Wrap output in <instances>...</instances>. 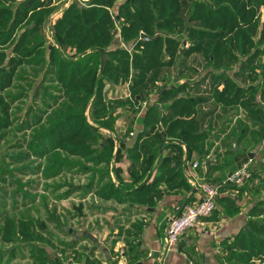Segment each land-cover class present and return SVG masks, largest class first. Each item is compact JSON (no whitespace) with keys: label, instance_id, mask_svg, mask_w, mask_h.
<instances>
[{"label":"trees","instance_id":"1","mask_svg":"<svg viewBox=\"0 0 264 264\" xmlns=\"http://www.w3.org/2000/svg\"><path fill=\"white\" fill-rule=\"evenodd\" d=\"M83 1H88L87 5L73 2L54 25L56 42L64 51H71L69 55L56 50L41 29L54 10L47 8L51 3L27 0L13 10L0 8V47L13 48L11 57L5 50H0V134L11 128L9 111L10 105L13 106L12 102L6 103L2 94L13 86L20 65L50 66L65 93V103L59 105L56 102L57 107H49L55 111L32 141V147L39 150L36 155L49 158V165L53 166H49L46 179L60 176L67 168L81 166L72 163L69 157L86 159L88 164L103 168L101 171L85 170L86 174L98 173L93 179L103 182L108 178L114 145L111 140H101L99 128L112 129L114 119L109 114L115 108L105 101L104 87L106 83H130L131 101L122 103V107L145 99L148 84L153 82L148 79L150 74L164 66H172L182 44L169 33L181 26L184 6L189 8L188 19L192 24L183 40L188 42V39L191 47L184 53L205 55L209 62L208 66L201 65L206 75L199 82H208V85L170 87L163 94L158 93V104L165 105L163 108L152 105L147 111L143 120L146 134H151L159 123L165 124L171 136L192 146L191 142L201 139L198 134L208 115L217 113L220 108L225 113L229 107L241 105L259 127L260 133H254V136L258 143L262 142L264 0H126L117 6L116 17L121 26V38L132 46L131 51L121 49L115 43V27L109 9L119 0ZM31 13L35 25L16 35L19 25ZM165 33L167 37H163ZM143 35L155 40L146 41ZM164 53L168 54V62L161 59ZM182 93L183 96H179ZM242 100L246 101L241 103ZM87 112L95 126L88 121ZM60 151L67 154V158ZM110 187L114 188V185ZM111 188L105 184L100 195H113L115 191ZM251 217L249 229L227 245V256L219 261L220 264H251L264 260V200L253 208ZM25 227L24 224L19 227L22 236L31 238L24 231ZM16 230L15 222L8 223L5 233L13 236ZM4 240L11 242L13 239ZM35 248L41 255L36 259L37 264H62L45 249ZM10 253L13 256L14 251ZM0 264H3L2 258Z\"/></svg>","mask_w":264,"mask_h":264},{"label":"crops","instance_id":"2","mask_svg":"<svg viewBox=\"0 0 264 264\" xmlns=\"http://www.w3.org/2000/svg\"><path fill=\"white\" fill-rule=\"evenodd\" d=\"M25 1L0 0V8L10 7L13 10V6L14 9L19 8ZM38 1L51 3L47 8L57 11L47 19L44 34L52 46L64 54L65 51L56 42L54 25L73 2L84 3L81 0ZM31 15L19 25L16 35L24 32L29 20L35 19ZM34 25L32 22L31 26ZM6 48L4 50L11 57L13 48ZM29 66L36 68L34 79L25 76ZM49 67L20 65L13 86L8 89L20 91L16 97L9 95V102L15 106L16 101H26L29 96L24 91L26 87H32L34 103L47 94L50 101H61L64 98L62 88L59 90L61 85L54 69ZM199 72L196 69V76ZM16 83L21 85L17 88ZM170 87L161 85L157 88L158 93L163 94ZM128 92L132 93L130 83H106L103 96L105 101L120 97L127 102L131 99L127 98ZM158 99L152 97L125 107L119 102L120 105L116 106L118 110L109 114L114 119L112 129L98 127L101 140H111L114 145L109 176L103 182L98 179L99 185L95 188L89 186L78 198V206L72 204L73 209L75 206L80 208L79 214L68 208L70 211L66 219L69 222L64 231H71L74 245L69 252L76 251V256L73 255L66 263L60 259L62 264H189L190 261L220 264L223 255L227 256V245L249 229L253 208L264 200V158L260 157L264 152V135L261 143L254 136V133H260L259 127L252 122L247 110L239 105L229 107L225 113L219 110L208 115L198 134L202 140L191 142L192 146L171 136L165 124L159 123L151 134H146L143 120L147 111L152 105L159 108L165 105L158 104ZM258 101H261L260 97ZM260 103L264 107V102ZM110 104L115 107V103ZM133 109H136L134 113ZM86 115L90 124L94 125L90 113ZM203 130L207 131L204 133ZM135 149V153L131 152ZM195 164L199 166L194 168ZM244 164H249L253 172L255 168L263 173L257 172L256 179L244 187H228L219 197L213 216L204 221L203 228L188 232L177 247L162 258L167 223L171 218L180 216L198 193L192 184L200 181L219 183ZM105 184L109 188L114 185L111 188L115 191L113 195H100L99 190ZM55 200L67 204L69 200H75L74 193H65ZM58 230L56 227L55 231Z\"/></svg>","mask_w":264,"mask_h":264},{"label":"rangeland","instance_id":"3","mask_svg":"<svg viewBox=\"0 0 264 264\" xmlns=\"http://www.w3.org/2000/svg\"><path fill=\"white\" fill-rule=\"evenodd\" d=\"M125 1L126 0H119L118 3L116 2L117 5L115 7L109 9L111 17L112 14L117 15L119 13L117 6ZM82 2L84 5H87L86 3L88 1L82 0ZM1 6L2 5H0V7ZM14 7L15 6H13V9ZM52 13L57 14L56 9H54ZM188 15L189 8L184 6L180 19L181 26H177L173 30V33H169L171 38L180 39L182 44L177 49V55L175 56L172 66H164L160 68L158 72L156 71L150 74L151 76L148 79L153 82L148 84L149 90L143 102L152 97L157 98V88L161 85H170L175 88L182 85H187L188 88L189 86L196 87L198 85V87H205L208 85V82L201 84L199 82L202 77L206 75V70L204 66L201 65L208 66L207 64L209 62L205 55H186L184 53V50L188 51L189 47H191L188 39V42L183 41L187 38L186 34L188 27L192 26L189 22ZM33 21L32 19L29 20L24 26V29L30 27ZM46 24L41 25L43 32L47 31ZM157 36H160V34H157ZM163 37H167V33H165ZM115 43L121 49L130 50L132 48V46L122 42L119 38L115 40ZM6 49L9 50L11 48L7 47ZM0 50H4V48L0 47ZM64 53L69 55L71 51H65ZM161 59L163 62H168V54L164 53ZM38 69H40V67ZM196 69L200 71L197 76L195 74ZM26 70L27 73H25V76L34 79L36 68L29 66L26 67ZM19 85L21 84H15L16 87ZM24 85L27 86L26 83H24ZM61 88L62 87H60L59 90H61ZM6 91L2 95L6 103H10L9 95L15 96L20 90L11 89L8 90V92ZM24 91L29 93L28 99L22 102L16 101L15 106L10 105L11 128H8L0 134V166L3 165L2 169H0V258H2L3 264L8 262L9 264H37L38 260L36 259L41 255L35 247L39 246L45 249L46 253L52 258L57 257L58 260L61 259V261L66 263L73 258V255L76 256V251L69 252L71 246L74 245L73 238H71V231H64V227H66L67 222H69V220L66 219L68 217V211H70L68 208H72L75 213H80V208L75 206L73 209L72 204L78 206L80 201L78 198L82 197L89 186L95 188L98 181V179H93L95 175L97 177V172L95 175H92L86 174L85 170L96 169L97 171H101L103 168L88 164L86 159L80 160L69 157L72 163L80 164L81 166L73 169L67 168L60 176L53 179H46V175L49 173V166H53L49 165V158L45 159L36 155L39 150L32 147V141L35 134L39 132V128L42 127V125L44 126L49 115L55 111L49 109L50 106L53 107L55 105V101H50L47 94L46 97L41 96V99L38 98L36 103H34L32 87L29 89L26 87ZM61 93H63L64 98H62L61 101H57L59 105L65 103V93L63 90ZM128 97H132V93L128 92L127 98ZM121 99L122 98L118 97V99H111L113 101L109 99L106 102L108 105L110 103H115L114 108L117 111L118 109L116 106L126 102ZM169 103H171V101ZM55 107L57 106L55 105ZM134 111H136V109H133L132 112L134 113ZM221 111L223 112L220 108V112ZM39 122H42V124ZM20 127L24 130L20 131ZM206 131L207 130H203L204 133ZM59 153H62L63 156L67 158V154H64L62 151ZM10 156H12L13 159H11ZM260 157L264 158V152ZM254 170L253 175L255 180V174L257 172H263L261 169L256 170L254 168ZM65 193H74L75 200H69L67 204L65 201L60 202L59 200H55V198ZM14 222L17 227V233L13 236H8L9 234L5 233L7 231V224L9 223L10 225ZM23 224L26 226L24 231L30 234L31 238H24L22 236L23 234L21 233V229L19 230V227ZM56 227L59 228L58 231H55ZM5 238L13 240L11 242H6L4 240ZM10 251H14L13 256V252L8 254ZM54 254L56 255L55 257ZM223 258H225V255H223ZM251 264H264V260H256Z\"/></svg>","mask_w":264,"mask_h":264},{"label":"built area","instance_id":"4","mask_svg":"<svg viewBox=\"0 0 264 264\" xmlns=\"http://www.w3.org/2000/svg\"><path fill=\"white\" fill-rule=\"evenodd\" d=\"M111 18L115 28H117L114 34L123 42L121 38L120 22L115 14H112ZM131 50L132 48L129 51ZM198 166V164H195L194 168ZM190 179H192V177ZM253 179V171L250 169L249 164H244L219 183H210L206 181L193 183L192 185L195 186L198 192L194 201L186 205L180 216L171 218L166 225L164 247L161 253L162 258L174 250L188 232L197 228H203L204 221L213 216L217 209L219 197L228 187L241 188L249 184ZM159 260L162 261V259ZM189 264L196 263L190 261Z\"/></svg>","mask_w":264,"mask_h":264},{"label":"water","instance_id":"5","mask_svg":"<svg viewBox=\"0 0 264 264\" xmlns=\"http://www.w3.org/2000/svg\"><path fill=\"white\" fill-rule=\"evenodd\" d=\"M142 38L145 39L146 41L155 40V39H151V38H149V37H147V36H145V35H143ZM55 256H56V255L54 254V257H55ZM55 258H56V261H58V258H57V257H55Z\"/></svg>","mask_w":264,"mask_h":264}]
</instances>
